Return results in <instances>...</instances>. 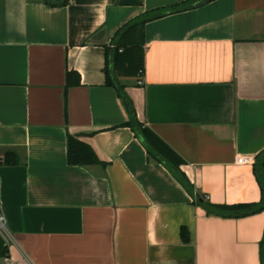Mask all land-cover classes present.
I'll return each instance as SVG.
<instances>
[{
	"label": "crops",
	"instance_id": "obj_1",
	"mask_svg": "<svg viewBox=\"0 0 264 264\" xmlns=\"http://www.w3.org/2000/svg\"><path fill=\"white\" fill-rule=\"evenodd\" d=\"M183 1L0 0V254L15 264H261L264 210L227 217L197 199H261L254 162L236 158L264 149V0H207L147 22L143 74L119 76L139 119L184 160L196 197L125 125L126 103L106 82L116 32ZM70 135L100 162L70 164ZM9 150L17 164L4 163Z\"/></svg>",
	"mask_w": 264,
	"mask_h": 264
},
{
	"label": "trees",
	"instance_id": "obj_2",
	"mask_svg": "<svg viewBox=\"0 0 264 264\" xmlns=\"http://www.w3.org/2000/svg\"><path fill=\"white\" fill-rule=\"evenodd\" d=\"M54 6L66 5L70 0H44ZM207 0H187L171 5L166 8L147 11L122 26L115 34L112 46L106 48V82L117 87L120 96L124 99L130 114V120L125 125L130 126L143 140L148 153L156 160L165 163L174 175L186 186L195 196L194 185L182 169L184 160L166 144L144 121L139 119L136 107L125 91V86L120 83L119 76H136L144 72V42L145 25L147 22L160 18L166 14L179 12L194 5L204 3ZM122 49V51H120ZM71 74V73H70ZM69 74V75H70ZM68 161L75 165H92L99 163L93 149L70 135L68 139ZM4 163L17 164L18 156L16 151H7ZM253 172L260 187L261 199L255 202H241L235 204H213L202 201L209 213L227 216L244 217L264 210V149L255 157ZM196 197V196H195ZM182 240L189 242L188 230L183 227L181 230ZM6 251L0 254V259ZM261 264H264V237L261 241Z\"/></svg>",
	"mask_w": 264,
	"mask_h": 264
},
{
	"label": "built area",
	"instance_id": "obj_3",
	"mask_svg": "<svg viewBox=\"0 0 264 264\" xmlns=\"http://www.w3.org/2000/svg\"><path fill=\"white\" fill-rule=\"evenodd\" d=\"M139 84H144L143 79H139ZM255 158L252 155H238L236 158V162L239 164H249L253 163ZM208 199V196H205ZM0 227L4 229V216L0 214ZM0 264H15L12 258L8 255L7 251L0 259Z\"/></svg>",
	"mask_w": 264,
	"mask_h": 264
}]
</instances>
